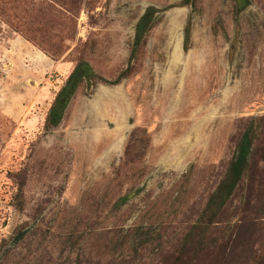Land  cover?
<instances>
[{
    "label": "rangeland",
    "instance_id": "rangeland-1",
    "mask_svg": "<svg viewBox=\"0 0 264 264\" xmlns=\"http://www.w3.org/2000/svg\"><path fill=\"white\" fill-rule=\"evenodd\" d=\"M42 1L67 21L48 29L69 47L52 71L7 18ZM249 1L236 18L233 0H0V103L20 110L0 109V264H264V0ZM145 3L163 11L125 72ZM80 59L95 76L45 129ZM251 116L249 171L192 255L182 236Z\"/></svg>",
    "mask_w": 264,
    "mask_h": 264
},
{
    "label": "trees",
    "instance_id": "trees-1",
    "mask_svg": "<svg viewBox=\"0 0 264 264\" xmlns=\"http://www.w3.org/2000/svg\"><path fill=\"white\" fill-rule=\"evenodd\" d=\"M38 4L39 5L36 7L38 8L37 11L34 13L31 10V13L25 17L27 18L25 21H21V19L11 14H9L7 18L17 34L32 43L53 61H64L62 59L67 53L69 47L63 43V38L51 34L48 29L56 22H58L56 24L60 25L67 21L63 20L62 17L55 13L51 4L45 3L44 1L39 2ZM0 15L4 17L5 12H0ZM84 63L86 62L81 59L78 60L75 69ZM72 73L68 76L66 83L69 81ZM94 75L95 74H90L88 72L85 76L91 77ZM63 89L64 87H62L60 93ZM60 93L56 95V98L48 111L44 124L45 129L56 127L61 123L64 109L59 108L56 104ZM262 119L263 118H257L256 116H251L249 118L243 131L238 137L220 181L209 194L195 221L183 234L182 245L184 247H190L189 251L192 255L208 248L214 243L213 238L209 235L210 230L215 219L224 206L229 202L236 188L242 183L244 177L249 171L251 158L254 153L255 141L260 135V128H262ZM22 237L23 232H19L17 236L14 237V241L19 242Z\"/></svg>",
    "mask_w": 264,
    "mask_h": 264
},
{
    "label": "flooded vegetation",
    "instance_id": "flooded-vegetation-1",
    "mask_svg": "<svg viewBox=\"0 0 264 264\" xmlns=\"http://www.w3.org/2000/svg\"><path fill=\"white\" fill-rule=\"evenodd\" d=\"M234 4H235V9H236V18L243 13L244 11H246L248 9V7L250 6V1L249 0H245V4L239 8L238 4H237V0H233ZM193 2L194 0H181V4L179 7L182 8H189L192 9L193 8ZM163 10H161L158 6H156L155 4H151V3H145L144 6H142V11L141 14L136 18V20L133 23V27H132V47H131V51L128 57V64L125 68V72L128 70V68L130 67V62L132 61L135 51L138 48V46L140 45V43L143 40V44H144V40L147 38L148 33L151 30V25L154 22V20L156 19V16L158 13L162 12ZM237 21V19H235ZM192 28H193V22L192 20L189 22H186V24L184 26H182L180 33L182 35L181 37V46L179 48L180 50V57L181 59L184 60L187 58V54L189 53L190 47H189V42H190V38L192 35ZM176 36H174L173 38V42H171L170 46L171 48L169 49L168 52V63L166 65V68L164 69V73L162 72V80L164 81L165 76L167 75V71L170 68V62L172 60V56L173 53L176 51L177 49V40L175 38ZM147 41V40H145ZM231 47H234V45H232ZM95 76V75H94ZM94 76H85L82 79L83 80H87L90 82V79ZM109 84H117L118 83V79L114 80L113 82H107ZM88 86L92 87L91 83H88Z\"/></svg>",
    "mask_w": 264,
    "mask_h": 264
},
{
    "label": "water",
    "instance_id": "water-1",
    "mask_svg": "<svg viewBox=\"0 0 264 264\" xmlns=\"http://www.w3.org/2000/svg\"><path fill=\"white\" fill-rule=\"evenodd\" d=\"M238 7L241 8L245 4V0H237ZM95 74V71L92 69L89 63H84L79 65L74 72L72 73L69 81L64 86L63 91L60 93L56 104L59 108L65 109L73 94L76 91V88L80 82V80L87 74Z\"/></svg>",
    "mask_w": 264,
    "mask_h": 264
},
{
    "label": "crops",
    "instance_id": "crops-1",
    "mask_svg": "<svg viewBox=\"0 0 264 264\" xmlns=\"http://www.w3.org/2000/svg\"><path fill=\"white\" fill-rule=\"evenodd\" d=\"M17 40V42L16 43H18V39L21 37L20 35H18V34H16L15 36H14ZM11 41V40H10ZM10 43V42H9ZM12 43V42H11ZM32 53L33 52H36V51H31ZM38 53H40L41 54V56H40V62H41V64H42V62L43 63H46V65L48 66V71L49 70H53V69H56V65H57V63H59V62H55V61H53L51 58H49L47 55H45L44 53H42V52H38ZM33 54H35V53H33ZM35 71V67H33L32 68V70H31V72H30V75H31V77H34V79L37 77V74H36V72H34ZM25 79V78H24ZM29 78H27V80H28ZM22 84H24L25 85V81H23V82H21ZM54 83V82H53ZM51 85H52V81H51V84H49L48 86H46V87H43L44 89H46L47 91H49V92H51ZM0 109H1V111L3 112V113H8V114H10V115H16L17 114V112L18 111H20V110H18L17 108H15V107H12L11 105H8V104H6V103H3V104H1L0 103ZM18 111H17V110ZM11 112H13V114L11 113Z\"/></svg>",
    "mask_w": 264,
    "mask_h": 264
}]
</instances>
